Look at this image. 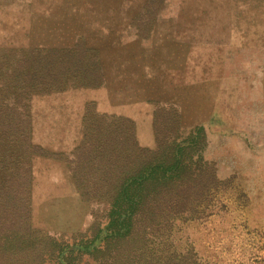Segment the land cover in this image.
Here are the masks:
<instances>
[{
    "label": "rangeland",
    "instance_id": "obj_1",
    "mask_svg": "<svg viewBox=\"0 0 264 264\" xmlns=\"http://www.w3.org/2000/svg\"><path fill=\"white\" fill-rule=\"evenodd\" d=\"M81 45L97 54L99 84L36 93V142L72 153L92 104L133 120L140 145L155 148V111L176 109L183 138L204 132L221 184L213 214L178 224L170 241L197 264H264V0H0L3 61ZM39 166L50 226L84 230L91 209L60 191L67 165Z\"/></svg>",
    "mask_w": 264,
    "mask_h": 264
},
{
    "label": "trees",
    "instance_id": "obj_2",
    "mask_svg": "<svg viewBox=\"0 0 264 264\" xmlns=\"http://www.w3.org/2000/svg\"><path fill=\"white\" fill-rule=\"evenodd\" d=\"M81 46L12 62L0 55V264H197L170 240L178 224L213 214L221 182L204 155V132L183 138L176 109L155 111V148L140 145L133 120L98 114L92 104L69 155L30 141L36 93L63 91L72 80L99 84L97 54ZM34 157L67 165L91 205L84 230L51 236L26 227Z\"/></svg>",
    "mask_w": 264,
    "mask_h": 264
},
{
    "label": "water",
    "instance_id": "obj_3",
    "mask_svg": "<svg viewBox=\"0 0 264 264\" xmlns=\"http://www.w3.org/2000/svg\"><path fill=\"white\" fill-rule=\"evenodd\" d=\"M30 141L32 143H36L35 137V123L34 120L31 124V131H30ZM42 158L34 157L31 162V183H32V192L30 198H27L24 201V209H23V217L24 223L29 230L32 231H39L42 234H47L51 236H56L60 234H68L71 235L73 231L71 228L68 231L62 232L56 228H53L48 223V220L45 217V214L40 211V205L38 204V200L35 197V183H36V176L40 172L39 165L41 163ZM64 195H74L77 191L74 181L69 177L68 180L65 181L63 186L60 187ZM87 206L91 209V205L87 203ZM84 227H80V230Z\"/></svg>",
    "mask_w": 264,
    "mask_h": 264
}]
</instances>
